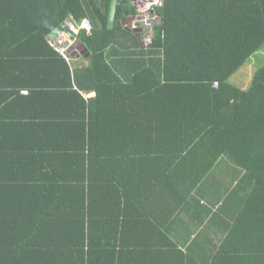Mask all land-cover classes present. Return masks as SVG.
<instances>
[{"label": "trees", "instance_id": "16d2710c", "mask_svg": "<svg viewBox=\"0 0 264 264\" xmlns=\"http://www.w3.org/2000/svg\"><path fill=\"white\" fill-rule=\"evenodd\" d=\"M162 1L0 0V264H264V0Z\"/></svg>", "mask_w": 264, "mask_h": 264}, {"label": "built area", "instance_id": "2783aa9c", "mask_svg": "<svg viewBox=\"0 0 264 264\" xmlns=\"http://www.w3.org/2000/svg\"><path fill=\"white\" fill-rule=\"evenodd\" d=\"M132 4L137 10L138 15L134 17V21L131 23V27L134 29L138 25L148 27L150 23L155 21V17L150 15L151 11L155 7H161L163 4L162 0H132ZM92 29L91 24L88 20H82L77 23L73 18L67 19L59 33L55 37H51V34L47 38L49 47L53 48L59 53L65 60L71 55L72 51L76 50L78 37L81 31L90 32ZM24 94L26 92H23Z\"/></svg>", "mask_w": 264, "mask_h": 264}, {"label": "rangeland", "instance_id": "374dc122", "mask_svg": "<svg viewBox=\"0 0 264 264\" xmlns=\"http://www.w3.org/2000/svg\"><path fill=\"white\" fill-rule=\"evenodd\" d=\"M54 32V31H53ZM264 65V46L258 52L256 56L249 59V61L241 68V70L237 73L234 81H240V84L245 86L248 84V76L252 75L254 70L258 69L260 66ZM234 83V82H233Z\"/></svg>", "mask_w": 264, "mask_h": 264}, {"label": "water", "instance_id": "95a60500", "mask_svg": "<svg viewBox=\"0 0 264 264\" xmlns=\"http://www.w3.org/2000/svg\"><path fill=\"white\" fill-rule=\"evenodd\" d=\"M121 0H111V4H110V13H109V17H108V28L111 29L114 25V17H115V12H116V6L118 3H120ZM155 12L151 11L150 15H153ZM125 24V23H124ZM60 29H56L54 30V32L51 34V37H55L58 33H59ZM142 32V31H140ZM140 42H144V44L146 43L147 45L151 44V33H147L145 35V37H143L142 39L140 38L139 40ZM84 52H86V49H84ZM83 53V52H82ZM83 55V54H81Z\"/></svg>", "mask_w": 264, "mask_h": 264}, {"label": "crops", "instance_id": "0c3cea01", "mask_svg": "<svg viewBox=\"0 0 264 264\" xmlns=\"http://www.w3.org/2000/svg\"><path fill=\"white\" fill-rule=\"evenodd\" d=\"M137 31H138L137 36H139V33H140L139 31H142V32H141L142 37H145V35H146L147 33H150V32H148V31H145L144 29H143V30H140V29H139V30H137ZM142 37H141V39H142ZM78 43H79V44H78V46L76 47L77 49H76L75 51H72V52H71V55L74 56V58H73V59H74V63H75V64H86V62H85V61H82V59L80 58V55H81V53H82L81 49H82L83 45H81L79 41H78ZM143 44H144V42H143V43L141 42V45H143ZM78 50H79L80 54L77 53ZM83 52H84V51H83ZM76 53H77V54H76ZM89 96L91 97V96H93V94H90Z\"/></svg>", "mask_w": 264, "mask_h": 264}, {"label": "clouds", "instance_id": "9594fccd", "mask_svg": "<svg viewBox=\"0 0 264 264\" xmlns=\"http://www.w3.org/2000/svg\"><path fill=\"white\" fill-rule=\"evenodd\" d=\"M83 31H84V30H83ZM52 33H53V32H52ZM52 33H51V34H52ZM150 33H151V32H150ZM78 44H79V43H77V46H78ZM76 49H77V48H76Z\"/></svg>", "mask_w": 264, "mask_h": 264}]
</instances>
